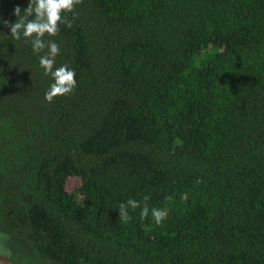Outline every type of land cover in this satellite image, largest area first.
Returning a JSON list of instances; mask_svg holds the SVG:
<instances>
[{"label": "trees", "instance_id": "16d2710c", "mask_svg": "<svg viewBox=\"0 0 264 264\" xmlns=\"http://www.w3.org/2000/svg\"><path fill=\"white\" fill-rule=\"evenodd\" d=\"M65 15L44 39L77 87L51 103L44 53L0 23V264H264V0Z\"/></svg>", "mask_w": 264, "mask_h": 264}, {"label": "clouds", "instance_id": "9594fccd", "mask_svg": "<svg viewBox=\"0 0 264 264\" xmlns=\"http://www.w3.org/2000/svg\"><path fill=\"white\" fill-rule=\"evenodd\" d=\"M82 0H29L28 7L21 9L14 8L13 15L17 17L14 23L0 20L4 26L10 28L11 36L20 40L21 35L26 42L30 40L34 53H44L40 56L39 65L44 69L45 76H51L53 83L45 92V100L51 103L55 97L69 95L77 87L75 71L67 64L56 67L55 60L60 54V46L54 40H45V35L56 36L59 33L61 24L71 27L72 23L67 19L66 13L74 11L75 6ZM23 13V15H22ZM46 50V51H45ZM150 196H144L145 201L141 210V217L146 218L149 214L147 201ZM141 207L140 201L129 199L126 203L119 205V220L127 223L131 220L128 209L133 210ZM151 214L157 224L165 218V212L156 208L151 209Z\"/></svg>", "mask_w": 264, "mask_h": 264}, {"label": "rangeland", "instance_id": "374dc122", "mask_svg": "<svg viewBox=\"0 0 264 264\" xmlns=\"http://www.w3.org/2000/svg\"><path fill=\"white\" fill-rule=\"evenodd\" d=\"M74 181H75V180H74L73 178L70 179V182H69V187H70V188H73V186H74V185H73V184H74Z\"/></svg>", "mask_w": 264, "mask_h": 264}]
</instances>
